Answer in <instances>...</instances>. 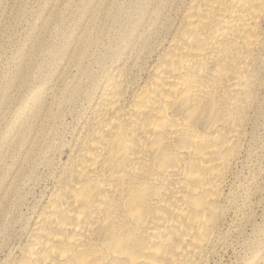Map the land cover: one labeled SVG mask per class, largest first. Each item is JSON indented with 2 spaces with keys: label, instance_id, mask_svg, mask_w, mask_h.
I'll use <instances>...</instances> for the list:
<instances>
[{
  "label": "bare ground",
  "instance_id": "1",
  "mask_svg": "<svg viewBox=\"0 0 264 264\" xmlns=\"http://www.w3.org/2000/svg\"><path fill=\"white\" fill-rule=\"evenodd\" d=\"M144 4L97 79L63 73L49 114L28 109L10 151L24 163L50 152L66 116L53 104L75 109L83 97L46 202L17 243L0 231V264H202L216 240L225 188L264 111V0ZM6 186L0 226L23 200Z\"/></svg>",
  "mask_w": 264,
  "mask_h": 264
},
{
  "label": "rangeland",
  "instance_id": "2",
  "mask_svg": "<svg viewBox=\"0 0 264 264\" xmlns=\"http://www.w3.org/2000/svg\"><path fill=\"white\" fill-rule=\"evenodd\" d=\"M145 1L0 0V191L14 182L23 198L6 207L0 226L5 240L17 243L27 218L46 202L62 167L60 154L68 153L74 143L75 117L83 108V97H77L74 113L72 106L53 104V110H66V116L56 123L46 157L50 165L44 158L24 163L23 157L10 152L23 126L32 120L28 109L43 104L49 114L46 107L57 98L50 88H57L63 73L67 81L82 86L97 79L101 62L131 35L137 16L148 13ZM255 132L228 180L225 212L202 264H264V111Z\"/></svg>",
  "mask_w": 264,
  "mask_h": 264
}]
</instances>
